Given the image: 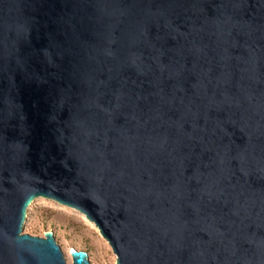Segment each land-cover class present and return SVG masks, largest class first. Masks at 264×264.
<instances>
[{"label":"water","instance_id":"obj_1","mask_svg":"<svg viewBox=\"0 0 264 264\" xmlns=\"http://www.w3.org/2000/svg\"><path fill=\"white\" fill-rule=\"evenodd\" d=\"M37 198L116 264H264V0H0V264H69Z\"/></svg>","mask_w":264,"mask_h":264},{"label":"rangeland","instance_id":"obj_2","mask_svg":"<svg viewBox=\"0 0 264 264\" xmlns=\"http://www.w3.org/2000/svg\"><path fill=\"white\" fill-rule=\"evenodd\" d=\"M49 231L55 235L69 264L73 249L88 252L91 264L117 262L108 242L84 215L53 200L37 198L27 210L23 233L43 237Z\"/></svg>","mask_w":264,"mask_h":264},{"label":"bare ground","instance_id":"obj_3","mask_svg":"<svg viewBox=\"0 0 264 264\" xmlns=\"http://www.w3.org/2000/svg\"><path fill=\"white\" fill-rule=\"evenodd\" d=\"M73 250H74V249H73ZM73 250H72V251H73ZM72 251H71V252H72ZM70 257H71V255H70Z\"/></svg>","mask_w":264,"mask_h":264}]
</instances>
